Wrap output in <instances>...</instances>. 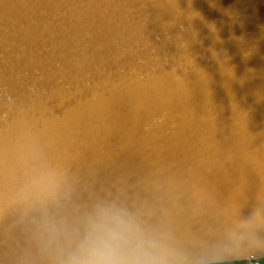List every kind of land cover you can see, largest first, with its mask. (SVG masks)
<instances>
[{
  "label": "water",
  "instance_id": "1",
  "mask_svg": "<svg viewBox=\"0 0 264 264\" xmlns=\"http://www.w3.org/2000/svg\"><path fill=\"white\" fill-rule=\"evenodd\" d=\"M105 208L123 260H264V0H0V264Z\"/></svg>",
  "mask_w": 264,
  "mask_h": 264
},
{
  "label": "clouds",
  "instance_id": "2",
  "mask_svg": "<svg viewBox=\"0 0 264 264\" xmlns=\"http://www.w3.org/2000/svg\"><path fill=\"white\" fill-rule=\"evenodd\" d=\"M102 223H92L88 234L77 249V252L68 261V264H166V262L152 259L143 249L137 250V259L123 260L111 247L110 243L101 238V231L105 227L103 222L114 221L123 232H138L137 226L130 219H126L115 209H101L99 212ZM259 256H264V249L258 250ZM261 259L249 261L244 256L233 253L222 259L213 261V264H259Z\"/></svg>",
  "mask_w": 264,
  "mask_h": 264
},
{
  "label": "bare ground",
  "instance_id": "3",
  "mask_svg": "<svg viewBox=\"0 0 264 264\" xmlns=\"http://www.w3.org/2000/svg\"><path fill=\"white\" fill-rule=\"evenodd\" d=\"M196 249L191 247L190 249L186 250L183 255H182V259L185 263H189V262H193L196 259H198V256H196Z\"/></svg>",
  "mask_w": 264,
  "mask_h": 264
},
{
  "label": "built area",
  "instance_id": "4",
  "mask_svg": "<svg viewBox=\"0 0 264 264\" xmlns=\"http://www.w3.org/2000/svg\"><path fill=\"white\" fill-rule=\"evenodd\" d=\"M249 261H252V260H249ZM259 264H264V263L262 262V260H260V261H259Z\"/></svg>",
  "mask_w": 264,
  "mask_h": 264
},
{
  "label": "trees",
  "instance_id": "5",
  "mask_svg": "<svg viewBox=\"0 0 264 264\" xmlns=\"http://www.w3.org/2000/svg\"><path fill=\"white\" fill-rule=\"evenodd\" d=\"M262 262L264 263V260H262Z\"/></svg>",
  "mask_w": 264,
  "mask_h": 264
}]
</instances>
